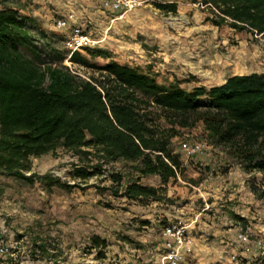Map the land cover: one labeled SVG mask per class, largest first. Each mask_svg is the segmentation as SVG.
<instances>
[{"label":"rangeland","instance_id":"1","mask_svg":"<svg viewBox=\"0 0 264 264\" xmlns=\"http://www.w3.org/2000/svg\"><path fill=\"white\" fill-rule=\"evenodd\" d=\"M105 1L0 0V4L31 18L27 24L35 43L53 54L54 62L83 78L97 76L92 66L110 62L150 68L157 83L178 80L186 89L210 87L236 72L264 74V35L214 26L201 0H137L140 5L128 11L114 10ZM167 2L177 5L176 13L165 14L154 6ZM70 14L99 41L77 51L81 63L70 60L68 30L54 23ZM184 141L201 145L202 152L188 156L182 150ZM172 148L185 171L165 186L171 202L113 196L107 189L111 173L128 172L131 163L104 164L91 146L81 148L89 156L58 150L32 158L26 173L36 175L32 184L0 174V239L12 253L3 258L4 264H159L162 231L168 224L186 226L192 239L177 264H235L231 256L239 254L237 234L246 229L251 253L255 247L257 255V243L264 241V201L254 197L250 185H261V174L245 172L222 148L211 145L200 124L180 129ZM81 166H100L102 173L82 180L74 174ZM142 182L161 187L158 177ZM93 236L103 239L105 248H95ZM34 239L46 240L48 251L57 258L40 257Z\"/></svg>","mask_w":264,"mask_h":264},{"label":"trees","instance_id":"2","mask_svg":"<svg viewBox=\"0 0 264 264\" xmlns=\"http://www.w3.org/2000/svg\"><path fill=\"white\" fill-rule=\"evenodd\" d=\"M201 3L214 26L264 35V0ZM0 5L1 175L32 184L36 175H26L32 158L58 150L89 156L81 148L91 146L104 164L131 163L128 172L111 173L107 189L113 196L171 202L165 186L185 171L172 139L180 129L200 124L211 145L222 148L245 172L261 174V185L250 189L264 201V74L232 75L220 85L186 89L178 80L157 83L150 68L110 62L92 66L97 76L83 78L35 43L27 24L31 18ZM154 6L165 14L177 11L173 2ZM39 35L45 37V32ZM81 59L77 52L70 57L73 63ZM96 173H102L100 166L74 170L82 180ZM147 177H158L161 187L145 185ZM91 241L95 248L106 246L98 236ZM32 244L40 257L57 258L46 240ZM0 245H6L4 240Z\"/></svg>","mask_w":264,"mask_h":264},{"label":"built area","instance_id":"3","mask_svg":"<svg viewBox=\"0 0 264 264\" xmlns=\"http://www.w3.org/2000/svg\"><path fill=\"white\" fill-rule=\"evenodd\" d=\"M104 5L114 10L128 11L140 5V2L137 0H106ZM54 23L58 29L68 30L65 45L70 51V56L74 52L81 51L86 47L95 46L99 43V41L90 38L80 25L74 24L72 14L57 18ZM181 146L182 150L188 156H194L202 152V146L199 144H190L184 141ZM162 235L164 238L162 244L164 251L159 256V264H177L182 261L183 251L192 244V239L188 235L186 226L182 224H168L164 226ZM236 242L242 247V250L240 254L235 253L231 256L232 262L235 264H262V261H264V241H258V253L252 258L245 256L251 252L250 232L248 229L237 234ZM11 256L12 253L9 246L0 245V264H4L3 258Z\"/></svg>","mask_w":264,"mask_h":264},{"label":"crops","instance_id":"4","mask_svg":"<svg viewBox=\"0 0 264 264\" xmlns=\"http://www.w3.org/2000/svg\"><path fill=\"white\" fill-rule=\"evenodd\" d=\"M74 24H77V22L74 20ZM120 65H123V64H120ZM251 73H253V72H246V73H233V74H231V76L232 75H248V74H251ZM227 78V77H226ZM226 78H224V79H222L221 81H218V82H216L214 85H212V86H215V85H220V84H222V83H224V81L226 80ZM195 87V86H194ZM193 88V87H192ZM242 249V247L241 246H239L238 244H236V247H235V250H237L238 251V253L240 254L241 252H239L240 250ZM256 248L254 247L253 249H252V253L250 252L249 254H246L245 256L246 257H250L251 255L252 256H255L256 255ZM234 253H236V252H234Z\"/></svg>","mask_w":264,"mask_h":264}]
</instances>
